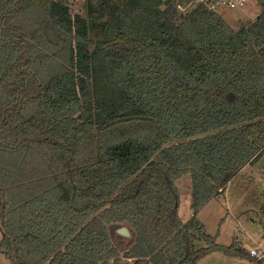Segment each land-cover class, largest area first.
Segmentation results:
<instances>
[{"label": "trees", "instance_id": "obj_1", "mask_svg": "<svg viewBox=\"0 0 264 264\" xmlns=\"http://www.w3.org/2000/svg\"><path fill=\"white\" fill-rule=\"evenodd\" d=\"M175 1L89 0L73 15L68 0H0L12 264H197L218 249L263 263L219 246L196 213L184 222L176 180L191 174L197 212L264 157V0L238 29Z\"/></svg>", "mask_w": 264, "mask_h": 264}, {"label": "rangeland", "instance_id": "obj_2", "mask_svg": "<svg viewBox=\"0 0 264 264\" xmlns=\"http://www.w3.org/2000/svg\"><path fill=\"white\" fill-rule=\"evenodd\" d=\"M88 1L68 0L72 14L80 12L86 15ZM92 1L96 2V0ZM261 10L257 0H252L248 3L246 11L223 8L219 14L232 27L238 29L246 21L256 18ZM263 175L264 157L255 165L245 168L227 184L223 193L210 198L197 212L192 208L191 174L182 175L176 180L180 193L179 216L184 221L188 216L192 217L196 213L198 222L204 226L206 233L219 246L244 248L248 252L253 248L264 249ZM109 228L115 242L120 244L125 241L126 236L118 233V228L114 226ZM114 231L118 233L116 237ZM2 238L3 232L0 225V241ZM207 245L208 243L204 240L198 241V247ZM257 259H264V255ZM251 262L249 257H240L218 249L200 258L197 264H252ZM0 264H12V262L5 254L0 253Z\"/></svg>", "mask_w": 264, "mask_h": 264}, {"label": "built area", "instance_id": "obj_3", "mask_svg": "<svg viewBox=\"0 0 264 264\" xmlns=\"http://www.w3.org/2000/svg\"><path fill=\"white\" fill-rule=\"evenodd\" d=\"M250 1L252 0H186L185 2L176 0L175 3H176V7L183 12L193 9L198 5H202L208 11L219 13L220 10H222L223 8L226 9L236 8L242 11H246V8L248 7V3ZM249 252L250 255L255 258H262L264 255L263 248H253Z\"/></svg>", "mask_w": 264, "mask_h": 264}, {"label": "water", "instance_id": "obj_4", "mask_svg": "<svg viewBox=\"0 0 264 264\" xmlns=\"http://www.w3.org/2000/svg\"><path fill=\"white\" fill-rule=\"evenodd\" d=\"M118 232H119L120 234H123L124 236H127V237L131 235L129 228L126 227V226L120 227V228L118 229Z\"/></svg>", "mask_w": 264, "mask_h": 264}, {"label": "crops", "instance_id": "obj_5", "mask_svg": "<svg viewBox=\"0 0 264 264\" xmlns=\"http://www.w3.org/2000/svg\"><path fill=\"white\" fill-rule=\"evenodd\" d=\"M70 5V4H69ZM191 216H188L187 219L184 220L186 222ZM119 229V228H118ZM119 233V232H118ZM127 237V236H126Z\"/></svg>", "mask_w": 264, "mask_h": 264}]
</instances>
